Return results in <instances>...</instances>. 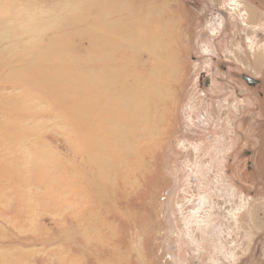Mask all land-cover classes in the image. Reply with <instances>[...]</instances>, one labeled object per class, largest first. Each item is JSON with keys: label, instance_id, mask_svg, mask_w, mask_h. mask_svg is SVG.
I'll return each instance as SVG.
<instances>
[{"label": "rangeland", "instance_id": "1", "mask_svg": "<svg viewBox=\"0 0 264 264\" xmlns=\"http://www.w3.org/2000/svg\"><path fill=\"white\" fill-rule=\"evenodd\" d=\"M244 73L264 0H0V264H264Z\"/></svg>", "mask_w": 264, "mask_h": 264}, {"label": "flooded vegetation", "instance_id": "2", "mask_svg": "<svg viewBox=\"0 0 264 264\" xmlns=\"http://www.w3.org/2000/svg\"><path fill=\"white\" fill-rule=\"evenodd\" d=\"M211 66H212V71H211V75L213 76V73H215V71H213L214 70V68H213V66L214 67H216V60H215V57H212V60H211ZM223 69H226V72L228 71L229 72V68L228 67H223ZM227 72V73H228ZM220 73L221 74H223L221 71H220ZM210 75V76H211ZM203 76V75H202ZM241 81L243 82V83H245L246 84V86H248L249 87V89H251V90H253L254 92L256 91V90H258V89H263L264 87H263V85H262V81L259 79V78H257V77H254V76H252V75H250V74H248V73H244V74H242L241 76ZM219 80V79H218ZM221 80V79H220ZM202 81H203V84H204V87H205V89H209L210 87H211V85H212V81H211V78L208 76H204L203 78L201 77V83H202ZM217 82V81H216ZM223 82V81H222ZM219 83V82H218ZM220 83H221V81H220ZM203 87V88H204ZM260 97H264V95H263V93L262 94H260ZM262 99V98H261ZM263 108V107H262ZM263 110H264V108H263Z\"/></svg>", "mask_w": 264, "mask_h": 264}, {"label": "bare ground", "instance_id": "3", "mask_svg": "<svg viewBox=\"0 0 264 264\" xmlns=\"http://www.w3.org/2000/svg\"><path fill=\"white\" fill-rule=\"evenodd\" d=\"M105 57H106V56H105ZM135 60H136V59H135ZM112 99H113V98H112ZM133 106H134V105H133ZM111 125H112L113 127H115V129L123 128V127H122V124L119 123L118 121H114V122H112Z\"/></svg>", "mask_w": 264, "mask_h": 264}]
</instances>
